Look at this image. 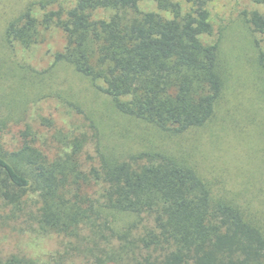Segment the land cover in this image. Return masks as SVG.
I'll use <instances>...</instances> for the list:
<instances>
[{
	"label": "trees",
	"instance_id": "16d2710c",
	"mask_svg": "<svg viewBox=\"0 0 264 264\" xmlns=\"http://www.w3.org/2000/svg\"><path fill=\"white\" fill-rule=\"evenodd\" d=\"M140 1L76 0L41 17L30 5L6 36L30 48L57 27L65 45L55 63L101 81L121 114L175 135L202 127L225 85L221 38L209 41L211 0H188V9L148 0L158 12L141 10ZM248 23L264 37L262 14L252 12ZM259 60L264 67V50ZM24 137L16 150L0 144L1 198L23 211L36 195L38 231L89 242L91 264H264L263 226L244 207L215 198L186 163L160 152L118 158L98 149V162L87 166L82 143L51 157ZM0 264L40 263L0 252Z\"/></svg>",
	"mask_w": 264,
	"mask_h": 264
},
{
	"label": "rangeland",
	"instance_id": "374dc122",
	"mask_svg": "<svg viewBox=\"0 0 264 264\" xmlns=\"http://www.w3.org/2000/svg\"><path fill=\"white\" fill-rule=\"evenodd\" d=\"M173 1L189 7L188 0ZM75 2L0 0V144L16 150L26 134L53 157L82 143L81 161L87 166L98 162V149L118 158L164 153L193 167L215 198L244 207L264 228V67L259 60L264 37L248 23L252 12L264 16V0L208 2L214 28L209 41L221 38L225 85L210 120L179 135L121 114L100 91L101 81H91L68 63H55L65 45L61 29L52 27L30 48L7 39L8 25L28 6L41 17L47 11H66ZM139 6L158 12L148 0ZM36 197L30 194L27 210L19 211L0 196L1 255L26 256L40 264H91L89 242L38 231L31 216Z\"/></svg>",
	"mask_w": 264,
	"mask_h": 264
}]
</instances>
